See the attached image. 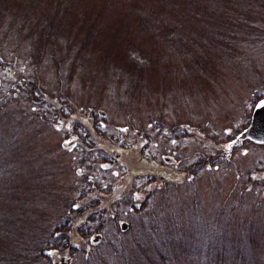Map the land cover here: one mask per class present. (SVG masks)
Listing matches in <instances>:
<instances>
[{
  "label": "rangeland",
  "instance_id": "obj_1",
  "mask_svg": "<svg viewBox=\"0 0 264 264\" xmlns=\"http://www.w3.org/2000/svg\"><path fill=\"white\" fill-rule=\"evenodd\" d=\"M261 98L264 0H0V264H264Z\"/></svg>",
  "mask_w": 264,
  "mask_h": 264
},
{
  "label": "water",
  "instance_id": "obj_2",
  "mask_svg": "<svg viewBox=\"0 0 264 264\" xmlns=\"http://www.w3.org/2000/svg\"><path fill=\"white\" fill-rule=\"evenodd\" d=\"M261 102H264V98H261L258 100V102L255 104L253 111H252V116H251V121L249 125L244 129L243 131V136L249 137L252 141L255 142H264V109L256 107L258 104ZM120 227L122 230H125L127 228V223L122 222L120 224ZM100 239V236L97 235L94 237L93 242H96ZM71 259L67 258L64 260V258H60L59 263L60 264H70Z\"/></svg>",
  "mask_w": 264,
  "mask_h": 264
},
{
  "label": "flooded vegetation",
  "instance_id": "obj_3",
  "mask_svg": "<svg viewBox=\"0 0 264 264\" xmlns=\"http://www.w3.org/2000/svg\"><path fill=\"white\" fill-rule=\"evenodd\" d=\"M258 102V100L257 101H255V103H254V106H255V104ZM254 106H253V108H254ZM253 108H252V111H253ZM251 116H252V112H251V115H250V121H251ZM250 121H249V123H250ZM249 123H248V125H249ZM84 125L86 126V127H88V128H90L89 127V125H90V123L89 122H85L84 123ZM247 125V126H248ZM246 126V127H247ZM246 127H244L241 131H240V133H238V134H236L235 136H234V138H233V142H234V145H238V146H240V145H242L244 142H246V141H251V142H254V143H259V144H264V142H255V141H252L249 137H246V136H241V135H243V131H244V129L246 128ZM264 136V135H263ZM80 135H76L75 134V137L71 140V143H70V146H68V147H70V148H73V147H75V146H77V144H78V142H79V140H80ZM263 140H264V138H263ZM76 155H74V157H75ZM79 157L81 158L80 159V161H84V162H86V155H79ZM81 166H83V165H81ZM154 173V172H153ZM127 174H129L131 177H133L134 176V174H135V171H133V170H131V168L129 167L128 168V170H127ZM42 254L45 256V257H49V258H52V259H55V258H65L64 256H59V257H57L58 256V254H59V251H57V249H48V250H42ZM57 260V259H56ZM56 260H54V264H55V262H56Z\"/></svg>",
  "mask_w": 264,
  "mask_h": 264
},
{
  "label": "trees",
  "instance_id": "obj_4",
  "mask_svg": "<svg viewBox=\"0 0 264 264\" xmlns=\"http://www.w3.org/2000/svg\"><path fill=\"white\" fill-rule=\"evenodd\" d=\"M53 235H50V237L48 238L47 242L53 243V247L52 249H56L62 246V244H66L67 242H65L66 240L61 239L60 237H52ZM42 244V243H41ZM42 246L41 249L39 248V250H42ZM42 252V251H41Z\"/></svg>",
  "mask_w": 264,
  "mask_h": 264
},
{
  "label": "snow or ice",
  "instance_id": "obj_5",
  "mask_svg": "<svg viewBox=\"0 0 264 264\" xmlns=\"http://www.w3.org/2000/svg\"><path fill=\"white\" fill-rule=\"evenodd\" d=\"M256 107L264 109V102H261L260 104H258Z\"/></svg>",
  "mask_w": 264,
  "mask_h": 264
}]
</instances>
